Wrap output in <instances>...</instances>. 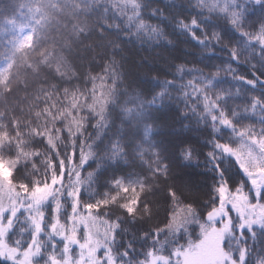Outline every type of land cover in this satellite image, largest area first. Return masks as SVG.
Segmentation results:
<instances>
[{"label": "trees", "instance_id": "1", "mask_svg": "<svg viewBox=\"0 0 264 264\" xmlns=\"http://www.w3.org/2000/svg\"><path fill=\"white\" fill-rule=\"evenodd\" d=\"M21 3H27V0H0V28L6 29L0 33V70L8 66L11 54L9 41L17 35L13 26L5 20L31 24L27 8L19 7ZM80 3L86 9L81 13V21L87 16L86 31L78 38L64 33V38L70 41L67 47L55 31L51 32L48 40V43L53 39L58 41L57 47L63 53L60 69L63 77L57 76L49 67L35 64L34 69H29L18 62L10 69L9 75L3 77H10L13 92L6 94L0 81V112L5 113L0 117V132L6 131L10 117H15L21 122L25 147L29 151L39 148L47 155L48 146L31 135L32 128H41L46 131L49 144L60 148V156L68 157L70 169L76 168L71 159L72 143L75 141L77 153L81 149L88 151V145H91L94 155L79 169L85 176L88 172L93 173L88 189L83 193V198L88 201L111 191V181L115 178L131 182L147 177L150 168L138 153L154 147L163 162L168 164L171 180L190 186L182 199L192 202L198 214L205 213L212 202L210 197L220 179V172H224L230 182H243L246 178L234 158L214 150L217 140L232 142L231 130L221 127L219 131H214L207 115L201 117L197 114L202 111L199 94L194 97L188 89L190 94L184 97V85L188 79L199 81L201 76L206 77L219 70L221 76L214 81V87L229 93L224 104L226 110L229 113L234 109L240 112L243 123L264 124V120H259L260 113L246 117L242 109L252 95L264 99V85L258 83L253 88L234 79L236 75L255 79L252 74L254 69L247 61L240 63L232 60L228 49L223 46V43L230 46L238 34L227 23L225 15L215 10L209 12L198 4V0H80ZM205 4L214 9L225 4L229 10L237 12L243 6L245 15L251 21L264 15V10L254 5L252 0H236L235 4L231 0H205ZM192 18L197 20V26L191 28L196 36H210L213 31H218L224 42L218 45L205 41L202 45L193 39L189 31L179 26L180 21L188 23ZM67 22L69 26L73 23L70 19ZM237 46L243 48L239 41ZM247 51L244 48V53ZM251 63L264 65L255 52L251 55ZM105 64H114L117 81L116 90L103 114L104 119L100 121L99 116L83 107V96L73 95L71 90L78 88L79 93H85L91 88L89 75L99 74ZM181 65L185 69L183 73L177 71ZM73 70L76 75L72 74ZM255 71L264 78V69ZM108 82L111 83V80ZM64 88H68L69 93L61 91ZM237 88L240 89L239 95L236 94ZM87 94L91 96V92ZM192 105H195L196 111H193ZM84 117L87 119L83 120ZM57 120L61 121L59 127L56 126ZM61 129L65 132L64 137L59 135ZM149 129L146 138L145 131ZM113 144L123 149L115 157L111 155ZM183 148H189L195 159L183 161L179 155ZM209 152L214 153L215 161L208 156ZM3 155L7 159L12 153L6 149ZM144 156L150 158L149 152L145 151ZM32 162L37 163L39 168L36 178L43 180L48 168L39 157L22 162L18 166V174L23 178L31 169ZM217 164L220 165L219 171ZM161 195L160 189L148 194L149 200L157 205L153 207L151 218L143 214L128 217L123 210L109 213L113 219L120 217L117 239L111 244L114 251L128 252L129 260L143 257L151 241H145L142 233L150 232V225L162 224L166 217ZM16 227L18 232L26 230L22 220L16 222ZM227 238L229 248H236L235 237ZM41 239L47 245L49 239L56 240V237L41 235ZM56 242L62 243L59 240ZM239 243L251 245L256 256L264 255V231L258 230L255 240H241ZM0 264L10 262L0 258Z\"/></svg>", "mask_w": 264, "mask_h": 264}, {"label": "snow or ice", "instance_id": "2", "mask_svg": "<svg viewBox=\"0 0 264 264\" xmlns=\"http://www.w3.org/2000/svg\"><path fill=\"white\" fill-rule=\"evenodd\" d=\"M235 2L236 0H231L232 4ZM252 3L264 10V0H252ZM198 4L209 12L215 10L225 15L227 23L238 34V38L230 46L225 43L223 46L228 49L232 60L249 62L254 69L252 74L255 79H247L243 75L233 78L253 88L258 83L264 85V78L255 71L264 69V65L251 63L253 52L264 61V15L259 20L251 21L245 15L243 6L237 12L226 6L210 8L205 0H198ZM19 7L27 8L31 24H17L14 19L5 20L17 33L9 41L11 54L8 57V66L0 70V81L6 94L12 93L13 88L10 77H3L9 75L10 69L16 67L18 62H22L29 69H34L35 64L46 66L57 76L63 77L64 73L60 70L63 53L57 47L58 41L53 39L48 43L50 34L52 31L60 34L64 46L67 47L70 41L64 38V33L78 38L87 29V16L81 21V13L86 9L80 0H27V3H21ZM69 19L73 21L71 26L67 22ZM179 26L189 31L193 39L202 45L205 41L218 45L224 42L218 31L203 37L191 32V28L197 26L195 18L188 23L180 21ZM4 31L6 29L0 28V33ZM237 41L243 48L237 46ZM244 48L248 49L247 53H244ZM208 50H212L210 46ZM184 70L183 65L177 68L179 73ZM72 74L76 75L74 70ZM220 76L221 72L215 70L206 77L201 76L199 81L195 78L188 79L184 85L183 96H189L188 89H191L194 97L199 94L198 102L202 111L197 114L201 117L207 115L214 131H219L221 127L231 130L232 142L217 140L214 142V150L234 158L246 180L230 182L225 173L220 172V179L210 197V207L203 214H198L192 202L182 199L190 186L171 180L168 164L163 162L154 147L150 150L142 149L138 153L140 159L150 168L147 177L131 182L115 178L111 181V191L93 201L84 199L83 193L88 189L87 184L93 173L88 172L85 176L79 169L94 155L91 145H88V151L81 149L77 153L75 141L72 143L71 159L76 168L70 169L68 157L60 156V148L49 144L46 131L39 127L32 128L31 135L46 144L49 152L45 155L39 148L29 151L25 147L21 122L10 117L8 129L0 132V160L9 170L8 177L0 181V234L3 239V253L0 258L10 264H185V250L196 248L208 239L210 231H216L217 243L223 250L225 264H264V255L256 256L251 245L239 243L241 240H255L258 230L264 229V124L243 123L240 112L234 109L229 113L226 110L224 104L229 93L214 87V81ZM88 79L90 89L85 90V93H79L78 88L73 89L72 94L82 95L83 107L103 121L106 106L116 90L117 73L114 64H105L99 74H90ZM109 79L111 83L108 82ZM61 91L67 94L70 90L64 88ZM88 92H91V96ZM236 94H240L239 88L236 89ZM192 109L196 111L195 105H192ZM242 109L246 117L260 113L259 120H264V99L261 97L250 96ZM4 115L5 113L0 112V117ZM60 123L57 120L56 126L59 127ZM149 131L150 129L145 131L146 138ZM59 135L65 136L63 129ZM112 148L113 157L123 152L115 144ZM6 149L12 153L7 159L3 155ZM145 151L149 152L150 158L144 156ZM179 155L183 161L195 159L189 148H183ZM208 156L214 161L217 159L213 152H209ZM37 157L48 168L43 180L36 178L39 168L35 162L31 163V169L22 178L18 174V166ZM216 168L219 171L220 165L217 164ZM154 189L161 190V206L166 208L165 220L162 224L150 225V232L142 233L145 241H151V246L144 251L143 259L129 260L128 252L114 251V246L104 242L115 241L117 229L120 227V217L113 219L109 213L123 210L124 214L132 218L140 214L147 218L153 217V207L157 205L149 200L148 194ZM217 214H222L223 219L217 221ZM73 218L80 219L81 223L72 224ZM18 220L28 222L30 231L27 234L18 232ZM88 221H91L90 225ZM193 225L196 227L193 228ZM192 231H195V238ZM96 233L100 235L97 236ZM41 235L56 237V240L49 239L45 245ZM225 236L235 237L237 247L230 249L227 239L223 238ZM57 240L62 243H57ZM89 245L94 246L89 249ZM100 249L103 251H99Z\"/></svg>", "mask_w": 264, "mask_h": 264}, {"label": "rangeland", "instance_id": "3", "mask_svg": "<svg viewBox=\"0 0 264 264\" xmlns=\"http://www.w3.org/2000/svg\"><path fill=\"white\" fill-rule=\"evenodd\" d=\"M221 3H224V2H218V4H221ZM223 6H225V4ZM8 175H9L8 168L6 167L5 163L2 160H0V181L5 180L8 177ZM45 190H47V188H45ZM221 219H223V216L222 214H219V217L216 220L220 221ZM71 223L79 224L81 223V220L78 218H73L71 219ZM24 224H25L26 230H24L23 232L27 234V232L30 231L29 224L27 221H24ZM88 224L90 225L91 221H88ZM192 227L195 228L196 226L193 225ZM260 231H264V229H260ZM96 235L99 236L100 234L96 233ZM192 236L193 238H195V231H192ZM223 238L228 239L226 236ZM227 241L229 242V240ZM104 242L110 243V244L113 243V241L109 242L107 240H105ZM181 242L183 243L184 241H181ZM93 246L94 245H89V249H91ZM72 247L75 248V245H72ZM99 251H103V249H100ZM2 253H3V239H2V234H0V254ZM127 259L129 258L127 257ZM140 259H143V257ZM183 260L185 264H225L223 250L217 243V232L210 231L208 234V239L204 243L198 245L194 249H186L184 256H183Z\"/></svg>", "mask_w": 264, "mask_h": 264}, {"label": "water", "instance_id": "4", "mask_svg": "<svg viewBox=\"0 0 264 264\" xmlns=\"http://www.w3.org/2000/svg\"><path fill=\"white\" fill-rule=\"evenodd\" d=\"M219 217V214L216 215V219Z\"/></svg>", "mask_w": 264, "mask_h": 264}]
</instances>
